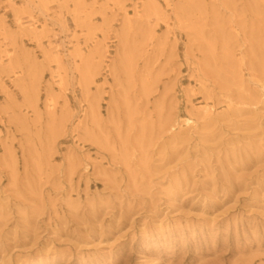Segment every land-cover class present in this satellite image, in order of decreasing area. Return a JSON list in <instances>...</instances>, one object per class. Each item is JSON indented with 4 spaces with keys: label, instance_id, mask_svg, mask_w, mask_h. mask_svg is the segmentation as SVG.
Instances as JSON below:
<instances>
[{
    "label": "rangeland",
    "instance_id": "rangeland-1",
    "mask_svg": "<svg viewBox=\"0 0 264 264\" xmlns=\"http://www.w3.org/2000/svg\"><path fill=\"white\" fill-rule=\"evenodd\" d=\"M0 264H264V0H0Z\"/></svg>",
    "mask_w": 264,
    "mask_h": 264
},
{
    "label": "bare ground",
    "instance_id": "bare-ground-1",
    "mask_svg": "<svg viewBox=\"0 0 264 264\" xmlns=\"http://www.w3.org/2000/svg\"><path fill=\"white\" fill-rule=\"evenodd\" d=\"M190 121V120H189ZM187 122H188V120H187Z\"/></svg>",
    "mask_w": 264,
    "mask_h": 264
}]
</instances>
